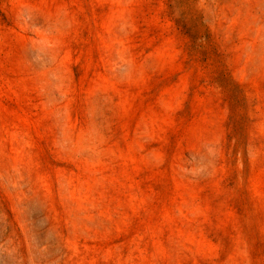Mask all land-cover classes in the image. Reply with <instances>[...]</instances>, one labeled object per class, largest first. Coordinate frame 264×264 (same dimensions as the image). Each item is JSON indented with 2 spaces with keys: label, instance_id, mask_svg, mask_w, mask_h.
<instances>
[{
  "label": "rangeland",
  "instance_id": "obj_1",
  "mask_svg": "<svg viewBox=\"0 0 264 264\" xmlns=\"http://www.w3.org/2000/svg\"><path fill=\"white\" fill-rule=\"evenodd\" d=\"M0 264H264V0H0Z\"/></svg>",
  "mask_w": 264,
  "mask_h": 264
}]
</instances>
